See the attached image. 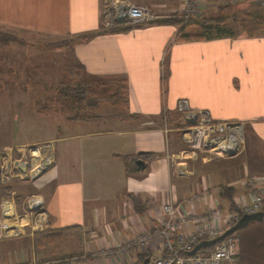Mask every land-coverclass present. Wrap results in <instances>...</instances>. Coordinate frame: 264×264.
I'll return each mask as SVG.
<instances>
[{
    "label": "crops",
    "instance_id": "1",
    "mask_svg": "<svg viewBox=\"0 0 264 264\" xmlns=\"http://www.w3.org/2000/svg\"><path fill=\"white\" fill-rule=\"evenodd\" d=\"M114 1L145 7L154 18L125 32H107L113 26H106L104 10ZM185 1L0 0V24L27 36L67 40L86 75L124 78L127 84L122 117L63 114L61 124H45L54 134L41 143L54 142L55 164L34 181L33 193L42 199L48 226L13 237L0 231V264H145L163 256L160 241L116 256L113 247L159 227L164 204L179 205L202 190L211 199L184 204L181 211L204 217L216 201L223 220L224 208L232 211L230 202L249 201V175L259 182L264 205V35L237 34L226 26L236 21L240 26L247 17L250 25L256 23L252 12L264 6L197 0L189 21L205 22L223 36L175 41L186 23L180 19ZM170 19L178 22L158 23ZM186 109L240 124L242 152L222 159L192 151L180 130L187 125ZM136 160L144 162V170H134ZM8 190L0 185V224ZM195 228L190 224L183 231Z\"/></svg>",
    "mask_w": 264,
    "mask_h": 264
},
{
    "label": "rangeland",
    "instance_id": "2",
    "mask_svg": "<svg viewBox=\"0 0 264 264\" xmlns=\"http://www.w3.org/2000/svg\"><path fill=\"white\" fill-rule=\"evenodd\" d=\"M252 13L257 14H255V17H258L256 23L250 25L251 21H248V24L244 19L240 26L237 21L226 26L237 34L255 31L259 36L264 35V9ZM10 37L16 42H12ZM67 43V40L66 42H59L58 39L53 40L48 37L27 36L23 32H17L7 25L0 24V167L4 165L5 153L10 154V161H7L9 164H13V160L19 158L25 159L24 161L27 163H29L28 161L36 163L31 153V149L35 147L40 148V158L36 159L37 162L41 158L44 159V156L45 159L48 160L49 158L50 160L47 168L32 181L24 178L28 175L29 170L25 166L23 171H18L17 168L11 169L12 173L17 171L23 177H15L14 180L0 183V185L14 191L13 197L15 201L17 200L16 211L18 216L24 214H21L24 212L23 208L21 211L20 209L23 205L25 210V201L29 197L38 196V194L33 193L36 190L34 181L43 173L51 170L55 164L54 142L47 143L51 145L50 150L43 146L44 142L41 143V140L54 134L53 129L50 130L45 127L46 123L58 122L61 124L63 114L66 118L70 115V119L74 117L72 116L74 114H82L81 117L85 119L108 114L110 116L117 115V117L125 115V106L121 101L118 103L113 102V99L109 101L107 97L91 95L90 92L82 90V87L87 89V87L97 85V81L86 75L75 64L70 46ZM119 91L121 93V90ZM59 92L63 95H60ZM79 92H83V94ZM81 97L84 100H79ZM44 111L54 115L41 114ZM34 112H39V114L34 117L30 116ZM241 132L243 135V131ZM31 143L33 145H30ZM20 148L23 150L20 151ZM241 152L242 147L240 152L232 157H218L214 154L199 153L207 157L223 159L236 157ZM35 153L33 154L39 155V151ZM186 155L187 153L182 154L183 157ZM177 166L184 167L179 163ZM14 176L16 175L14 174ZM250 177L256 178L249 175L246 177V181ZM17 219L14 222L15 225L21 224L28 229H24L22 235L29 234L30 227L29 224L25 225L26 218L20 221ZM31 222L32 220L29 221V223ZM35 232L38 231L33 233Z\"/></svg>",
    "mask_w": 264,
    "mask_h": 264
},
{
    "label": "built area",
    "instance_id": "3",
    "mask_svg": "<svg viewBox=\"0 0 264 264\" xmlns=\"http://www.w3.org/2000/svg\"><path fill=\"white\" fill-rule=\"evenodd\" d=\"M185 2L180 16L183 22L189 21L195 14L197 0H186ZM104 17L107 19L105 24L108 27H114L120 23L124 25L144 24L154 18L153 14L145 7L136 6L131 3L122 4L116 1L107 4L104 10ZM118 18H121V22L118 21ZM184 117L187 120V125L180 130L182 137L188 142L192 151L207 155L214 154L218 157H232L240 152L242 147V128L239 124L214 121L204 113H190L187 109ZM43 146H46L48 150L51 149V145L47 143H44ZM22 150L23 148H20V151ZM5 154L4 165L0 167V183L14 180L13 178L15 177H23L17 171L16 173H12L11 169L17 168L18 171H23V167L25 166L29 170L28 175L24 178L32 181L39 176L40 172L47 168L50 161L49 158L47 160L44 156L45 160L41 158L37 162L36 159L40 158V148L38 156L32 154V158H34L36 163L26 160L29 162L27 163L24 161L25 159L19 158L18 160H13V164H9L7 161H10V154ZM258 183L256 178L250 177L247 179L246 186L249 189V201H235V209L233 211H227V207L224 208L226 210V217L223 220L221 218L223 207L216 201L214 207L209 209L204 217L191 211H181L184 204L189 206L203 198L211 199V194L205 190L196 192L183 199L179 205L171 202L164 204L162 206L163 215L159 227L152 231H143L135 234L129 240L115 245L112 254L116 256L135 251V249L144 251L151 247L153 241H160L163 256L158 258L150 257L147 264H235L239 260V240L235 234H231L217 242L211 247L212 249L208 254L198 253L190 256L186 255V253L191 251L194 245H197L201 240H212L221 235L225 230L233 226L242 215L257 212L264 213L263 196ZM13 195L14 191H6V197L1 202V236L13 237L24 234L23 230L26 226H22L21 224L15 225L16 218L19 221L26 218L28 223L32 220L29 223L30 234L34 231H42L48 226L41 197H29L25 201L24 214L18 216L16 201ZM206 220L209 222V225H203L202 222ZM223 221H225V224L221 226L219 222L223 223ZM190 224L196 228L188 233L184 232L183 229ZM52 264L57 263L52 262Z\"/></svg>",
    "mask_w": 264,
    "mask_h": 264
},
{
    "label": "trees",
    "instance_id": "4",
    "mask_svg": "<svg viewBox=\"0 0 264 264\" xmlns=\"http://www.w3.org/2000/svg\"><path fill=\"white\" fill-rule=\"evenodd\" d=\"M247 8H251L247 6ZM252 19V18H251ZM254 20V19H252ZM247 23L250 21V18L246 19ZM166 22H174L178 21L173 19L159 21L158 23H166ZM180 24V23H179ZM182 28L180 29L179 34L175 37V41H194V40H210L215 38H221L223 36V32L220 29H216L215 27L205 23V22H194L188 21L182 24ZM130 25L120 24L116 27L109 28L107 32H125L130 29ZM11 38V37H10ZM12 42H16L13 38ZM9 40V39H8ZM97 81V85L93 87H87L82 90H86V92H90L91 95H98L99 97H107L108 100L113 102L121 101L122 104H126L127 101V84L126 80L123 78L117 80H109L99 77H90ZM121 90V93L120 91ZM80 91V90H79ZM83 94V92H79ZM121 95H120V94ZM60 95H63L59 92ZM103 99V98H101ZM79 100H84V98H80ZM78 118V117H75ZM70 119V118H69ZM73 119V118H71ZM79 119H85L83 117H79ZM227 192V189H224ZM231 201V196H228ZM230 206L232 211L234 210V205L230 202ZM235 236L239 239V263L240 264H264V221L262 222H251L247 225L245 229L238 230L235 233ZM195 246V245H194ZM212 248H201L196 253L199 254H208ZM147 255V253L143 254ZM189 255V253H186Z\"/></svg>",
    "mask_w": 264,
    "mask_h": 264
},
{
    "label": "water",
    "instance_id": "5",
    "mask_svg": "<svg viewBox=\"0 0 264 264\" xmlns=\"http://www.w3.org/2000/svg\"><path fill=\"white\" fill-rule=\"evenodd\" d=\"M249 6L262 7L264 6V0H251L249 1ZM118 21L121 22V18H118ZM133 168L135 171H142L145 168V164L141 160H136L133 163ZM262 221H264L262 212L242 215L241 218L233 226L225 230L221 235L217 236L212 240L200 241L197 245L193 247L189 255H194L201 248H211L217 242L223 240L225 237L234 234L238 230L245 229L247 225L251 222H262ZM144 263L147 264L148 259H146Z\"/></svg>",
    "mask_w": 264,
    "mask_h": 264
},
{
    "label": "bare ground",
    "instance_id": "6",
    "mask_svg": "<svg viewBox=\"0 0 264 264\" xmlns=\"http://www.w3.org/2000/svg\"><path fill=\"white\" fill-rule=\"evenodd\" d=\"M35 146H36V145H35ZM31 151H32V154H33V153L36 154L35 152H36V151H39V148L35 147V148L31 149ZM233 205H234V204H233ZM234 209H235V207H234ZM262 214H263V218H264V213L262 212ZM244 215H245V214H244ZM240 218H241V217H240ZM28 224H29L28 221H26V222H25V225H28ZM201 241H203V240H201ZM192 249H193V248H192ZM192 249H191V250H192ZM190 252H191V251H189L188 253H190ZM195 254H198V253H195ZM195 254H194V255H195ZM190 256H193V255H190Z\"/></svg>",
    "mask_w": 264,
    "mask_h": 264
}]
</instances>
